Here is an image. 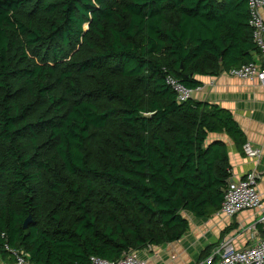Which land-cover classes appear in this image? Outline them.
Here are the masks:
<instances>
[{
    "label": "trees",
    "instance_id": "obj_1",
    "mask_svg": "<svg viewBox=\"0 0 264 264\" xmlns=\"http://www.w3.org/2000/svg\"><path fill=\"white\" fill-rule=\"evenodd\" d=\"M255 52L248 0H0L2 253L116 261L215 215L232 165L209 137L247 136L168 79L195 89Z\"/></svg>",
    "mask_w": 264,
    "mask_h": 264
},
{
    "label": "crops",
    "instance_id": "obj_2",
    "mask_svg": "<svg viewBox=\"0 0 264 264\" xmlns=\"http://www.w3.org/2000/svg\"><path fill=\"white\" fill-rule=\"evenodd\" d=\"M261 13L264 17V6ZM252 62L262 64L261 54L255 52ZM195 78L201 83L194 89L192 97L231 110L244 130L247 142L262 151L261 157L256 159L240 151L226 134H211L209 140H223L227 144L232 179L241 178L251 171L256 172L257 188L264 193V88L259 81L232 76L225 69ZM262 216L261 209L242 211L233 217L215 214L210 218L197 219L188 215L190 230L182 238L140 250L138 254L147 260V264H201L204 251L209 249V252L227 236L235 239L237 247L250 246L264 238Z\"/></svg>",
    "mask_w": 264,
    "mask_h": 264
},
{
    "label": "built area",
    "instance_id": "obj_3",
    "mask_svg": "<svg viewBox=\"0 0 264 264\" xmlns=\"http://www.w3.org/2000/svg\"><path fill=\"white\" fill-rule=\"evenodd\" d=\"M248 1L250 25L263 63L250 62L233 67L229 69V74L246 80L259 81L264 88V17L261 13L264 0ZM168 83L176 91L179 101H186L192 97L193 88L171 77ZM243 149L246 155L256 159L262 155L261 149L254 148L250 142H246ZM257 182L258 175L253 171L241 178L231 179L222 207L216 214L233 217L242 211L261 209L263 213L261 220H264V193L258 190ZM5 249L7 253L3 254L0 248V264H36L23 249L10 247L8 244L5 245ZM91 260L93 264H147V260L141 258L136 250L125 253L116 261L98 256H92ZM201 264H264V238L253 245L237 247L235 239L227 236L211 248Z\"/></svg>",
    "mask_w": 264,
    "mask_h": 264
},
{
    "label": "water",
    "instance_id": "obj_4",
    "mask_svg": "<svg viewBox=\"0 0 264 264\" xmlns=\"http://www.w3.org/2000/svg\"><path fill=\"white\" fill-rule=\"evenodd\" d=\"M189 76H192V75L190 74ZM31 220H32V217H31V216H29V217L26 219V221H25V223H24V228H25V229H27V228L29 227V225H30V223H31Z\"/></svg>",
    "mask_w": 264,
    "mask_h": 264
},
{
    "label": "rangeland",
    "instance_id": "obj_5",
    "mask_svg": "<svg viewBox=\"0 0 264 264\" xmlns=\"http://www.w3.org/2000/svg\"><path fill=\"white\" fill-rule=\"evenodd\" d=\"M140 256H141V254H140ZM143 257V256H142Z\"/></svg>",
    "mask_w": 264,
    "mask_h": 264
}]
</instances>
